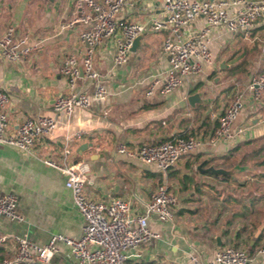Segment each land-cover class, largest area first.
Wrapping results in <instances>:
<instances>
[{"label":"crops","instance_id":"obj_1","mask_svg":"<svg viewBox=\"0 0 264 264\" xmlns=\"http://www.w3.org/2000/svg\"><path fill=\"white\" fill-rule=\"evenodd\" d=\"M162 2L125 0L117 18L136 23L160 19L164 16ZM75 12L74 0H0V31L10 27L15 37L37 46L20 62L0 57V89L7 95L5 134L14 133L25 118L51 115L56 121L50 133L35 140L30 154L0 144V194L15 197L16 211L23 218L14 222L0 215V233L25 237L37 246L52 234L80 235L81 215L64 187V177L42 162L49 158L75 165L82 172L86 197L103 202L120 198L130 214L142 212L158 185L166 187L173 198L172 223L150 216L148 226L159 238L138 246L136 256L127 264H191L189 253L200 261L209 260L220 247L213 240L220 229L225 231L220 236L222 245L249 252L256 230L262 243L264 199L256 197L264 192V156L258 161L254 158L264 152V93L254 101L242 90L249 75L264 63V18L257 20L248 37L212 28L211 61L203 63L197 73L182 76L170 92L162 93L157 86L148 96L144 94L146 86L159 79L167 67L161 50L167 31L142 33L134 51L128 50L121 64L113 63L118 34L102 38L92 60L105 94L95 97L94 81L80 74L75 90L87 96V107L54 113L53 101L68 92L59 73L60 63L68 55L79 57L83 50L79 40L82 26L67 25ZM204 26L203 18L195 17L180 35L187 38ZM194 92L201 94L199 103L190 106L186 99ZM239 92L242 106L231 130L242 127L244 134L235 142L203 145L179 159L165 174L153 164L115 151L117 144L133 151L179 134L205 138ZM85 144L90 146L82 149ZM251 149L254 157H242ZM202 161L203 167L238 166L241 170L222 179L196 170ZM230 161H234L231 167ZM176 214L180 216L177 219ZM56 247L47 264H76L66 245L57 242ZM14 251V244L6 241L0 245V259L11 257ZM248 264H264V258L255 256Z\"/></svg>","mask_w":264,"mask_h":264},{"label":"built area","instance_id":"obj_2","mask_svg":"<svg viewBox=\"0 0 264 264\" xmlns=\"http://www.w3.org/2000/svg\"><path fill=\"white\" fill-rule=\"evenodd\" d=\"M162 3V18L136 23L117 18L125 0H74L76 12L67 25L76 23L82 26L79 40L83 44V50L79 57L68 55L61 61L59 73L66 80L68 92L53 101L52 111L70 113L73 109L87 107V96L75 90V82L80 74L94 81L95 97L101 98L105 94L92 60L94 48L102 38L118 34L113 63L121 64L125 62L131 42L136 36L146 31H167V36L161 42L167 67L159 79L152 80L146 86L144 94L148 96L153 94L157 86L162 93L170 92L179 84L182 76L197 73L203 63L211 61L209 32L212 28L248 37L257 20L264 18V0H163ZM195 17L203 18L205 26L192 36L181 37V29ZM36 48L35 44L27 43L24 37H15L10 27L0 31V57L7 62H20ZM262 53L264 57V41ZM242 93L254 101L262 98L264 63L259 71L249 75ZM242 93L235 94L205 138L174 136L158 143L142 145L133 151L123 144H117L115 151L143 163L153 164L160 173L165 174L179 159L203 145L212 146L219 141L235 142L244 134L242 127L231 130V123L242 106ZM6 102L7 95L0 89V144L30 154L35 140L50 133L55 128L56 121L51 115L25 118L14 133L5 134L6 115L3 107ZM65 153L66 151L64 155ZM42 162L64 177V187L69 191L72 203L82 218L80 235L70 238L52 234L46 243L37 246L25 237H9L0 233V245L11 241L15 246L12 256L0 259V264H47L57 251V242L68 247L76 264H125L136 256L134 251L138 246L159 238V234L148 226L150 216L162 223L173 221V198L164 185L155 188L143 204L141 213L130 214L127 203L120 198L110 197L103 202L86 197L83 190L84 175L75 165L59 163L49 158ZM0 215L14 222H22L23 218L16 211L13 195L0 194ZM255 256L264 258V241L252 253L225 244L206 261H200L190 253L187 255L191 264H248Z\"/></svg>","mask_w":264,"mask_h":264},{"label":"water","instance_id":"obj_3","mask_svg":"<svg viewBox=\"0 0 264 264\" xmlns=\"http://www.w3.org/2000/svg\"><path fill=\"white\" fill-rule=\"evenodd\" d=\"M140 39V35L136 36L130 45L129 50L130 51H134L135 47L137 46V43ZM81 73V72H80ZM201 94L199 92H194L191 93L187 96V103L192 106L193 103H199V96ZM85 146H90V144H85L82 145L81 148L83 149ZM205 161L200 162L197 166H196V170L202 172V173H211L215 176H230L232 175L234 172L240 171L241 168L238 166H233L231 168L228 169H224L221 167H214L213 165H208L206 167H203ZM222 229L218 230L217 232L214 233L213 235V240L215 241L216 246H221L223 244V242L220 240V236L222 234ZM259 230H256L255 234H254V239L257 237Z\"/></svg>","mask_w":264,"mask_h":264},{"label":"trees","instance_id":"obj_4","mask_svg":"<svg viewBox=\"0 0 264 264\" xmlns=\"http://www.w3.org/2000/svg\"><path fill=\"white\" fill-rule=\"evenodd\" d=\"M177 136H180V137H188V136H191V135H187V134H179V135H177ZM254 153V152H253ZM262 162H264V159L262 160ZM220 178H222V179H226L227 177H225V176H223V177H220ZM256 199L257 200H261V199H264V192L263 193H261L260 195H258L257 197H256ZM225 231H223V233H224ZM261 233H259L258 234V236L255 238V241H254V243L249 247V253H252V251L254 250V248L256 247V246H258V244H259V240H260V238H261ZM236 247V246H235ZM128 263V262H127ZM133 264H150V263H133Z\"/></svg>","mask_w":264,"mask_h":264},{"label":"rangeland","instance_id":"obj_5","mask_svg":"<svg viewBox=\"0 0 264 264\" xmlns=\"http://www.w3.org/2000/svg\"><path fill=\"white\" fill-rule=\"evenodd\" d=\"M253 152H254V150L251 149V150H250V153L243 154L242 157H243V156H249V157L251 156V157H254L255 154L252 155ZM262 156H264V152L261 153V155H260L259 157H255L254 160L258 161ZM237 157H239V156H237ZM235 159H236V158H235ZM256 161H255V162H256ZM233 163H234V161H230V162L228 163L229 167H231V166L233 165ZM179 217H180V216H179L178 214L175 215V218H176V219L179 218ZM187 217H188V215H187ZM250 236H251V235H250ZM239 248H240V247H239ZM240 249H241V248H240ZM125 264H127V263H125Z\"/></svg>","mask_w":264,"mask_h":264}]
</instances>
